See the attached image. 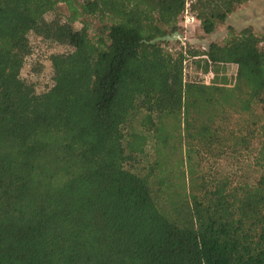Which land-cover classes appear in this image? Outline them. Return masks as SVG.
<instances>
[{"label":"trees","instance_id":"16d2710c","mask_svg":"<svg viewBox=\"0 0 264 264\" xmlns=\"http://www.w3.org/2000/svg\"><path fill=\"white\" fill-rule=\"evenodd\" d=\"M183 1L0 0V264H264V33Z\"/></svg>","mask_w":264,"mask_h":264},{"label":"rangeland","instance_id":"374dc122","mask_svg":"<svg viewBox=\"0 0 264 264\" xmlns=\"http://www.w3.org/2000/svg\"><path fill=\"white\" fill-rule=\"evenodd\" d=\"M246 8V9H243ZM61 11L65 12V9L61 6ZM50 16H47L49 18ZM247 18L253 20L252 30L255 33H264V0H248L247 3L242 4L237 9H235L224 22L219 23L215 30L210 34H204L197 24H194L193 31L189 34L191 36V41L195 44L204 45L210 41L221 42L226 36L227 26L232 27L234 32H238L243 25L247 22ZM234 70L233 66H229L227 69L228 74L232 73ZM199 80L204 82L211 81L209 75H198ZM219 172H224L225 164L223 162L219 163L216 167ZM245 174L248 176L247 180L252 181L255 177L254 170H247Z\"/></svg>","mask_w":264,"mask_h":264},{"label":"built area","instance_id":"2783aa9c","mask_svg":"<svg viewBox=\"0 0 264 264\" xmlns=\"http://www.w3.org/2000/svg\"><path fill=\"white\" fill-rule=\"evenodd\" d=\"M194 0H184L183 6L179 12V26L182 29V34H180V39H177L180 44L183 45L186 37L193 31L194 24H197L196 19L191 12V6Z\"/></svg>","mask_w":264,"mask_h":264},{"label":"water","instance_id":"95a60500","mask_svg":"<svg viewBox=\"0 0 264 264\" xmlns=\"http://www.w3.org/2000/svg\"><path fill=\"white\" fill-rule=\"evenodd\" d=\"M160 39L163 40H175V39H180V34L178 32H175L171 35H165L163 37H161Z\"/></svg>","mask_w":264,"mask_h":264},{"label":"crops","instance_id":"0c3cea01","mask_svg":"<svg viewBox=\"0 0 264 264\" xmlns=\"http://www.w3.org/2000/svg\"><path fill=\"white\" fill-rule=\"evenodd\" d=\"M243 9H246V8H243ZM248 25H250L251 27H254L252 18L251 19L250 18L249 19L247 18V22L243 25V27L248 26Z\"/></svg>","mask_w":264,"mask_h":264}]
</instances>
